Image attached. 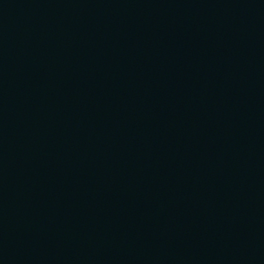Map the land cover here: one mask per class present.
Masks as SVG:
<instances>
[{"label":"water","instance_id":"1","mask_svg":"<svg viewBox=\"0 0 264 264\" xmlns=\"http://www.w3.org/2000/svg\"><path fill=\"white\" fill-rule=\"evenodd\" d=\"M0 264H264V0H0Z\"/></svg>","mask_w":264,"mask_h":264}]
</instances>
